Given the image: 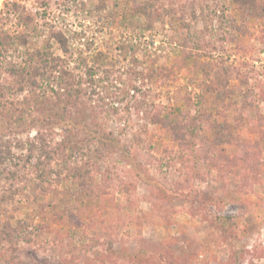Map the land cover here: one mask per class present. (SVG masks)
Here are the masks:
<instances>
[{"label":"rangeland","instance_id":"obj_1","mask_svg":"<svg viewBox=\"0 0 264 264\" xmlns=\"http://www.w3.org/2000/svg\"><path fill=\"white\" fill-rule=\"evenodd\" d=\"M17 1L41 25L40 30L47 31L51 23L67 33L71 61L77 59L81 42L93 44L90 55L94 56L96 49L110 45L112 53L119 41L141 35L138 69H145L155 59L156 68L165 63L169 69L175 65L176 74L168 75L166 84L155 80V84L144 86L148 98L143 105L136 100L140 112H131V122L112 113L108 117L102 114L106 124L100 127L101 133L109 141L106 145L91 143L90 149L81 141H64L69 129L80 140L88 136L85 130L46 125L44 118L49 114L45 111L53 109L56 102L51 93L47 96L51 101H42L43 110L35 99L25 100L27 92L6 96L0 133L10 131L11 139L26 142L41 131L49 135L45 148L52 151L53 158L43 164L13 158L0 175V233L6 215L13 217V226L20 223L22 227L14 242H0V264L14 260L30 264H234L235 253L244 264H264V256L255 255L257 250L264 252V120H260L264 117V101L260 100L264 88V0H259L261 15L257 17L243 14L235 0H188L193 5L185 11V23L195 36L188 48L181 47L187 30L179 22L171 26L173 18L154 23L150 31L139 28L143 22L135 27L134 4L127 0H104L106 9L101 12L96 10L99 0ZM5 2L0 0V11ZM166 6L178 16L185 13L172 1H166ZM212 11L213 19L209 16ZM2 28L11 34L25 30L17 21ZM46 39L42 35L34 41L45 47ZM208 40L219 42V47L202 49ZM51 43L52 52L62 56L57 43ZM24 51L11 50L6 67L25 62ZM186 51L205 55L203 62L227 61L237 66L242 62L249 82L240 85L231 81L223 104L208 94L201 99V87L190 84L193 59L186 62L182 58ZM120 61L103 64V71L120 70L111 77L115 84L121 76L127 79V71L133 67L130 57ZM9 82L4 69L0 83ZM179 91L182 93L177 95ZM107 101L113 102L114 97ZM243 105L248 107V118L245 127L236 132L241 143L236 140L218 146H211L216 134L209 127L199 133L208 138L206 144L192 140L187 133L189 143L182 146L173 140L168 127L152 124L145 113L161 111V118L170 116L183 126L193 117L205 125L209 119L220 124L232 119ZM67 110L73 115L71 107ZM77 112L81 113L76 110L74 114ZM238 144L246 145L252 153L253 171L237 156ZM96 149L103 153L98 161L100 173L95 174L96 188L82 194L68 170L84 161L95 162ZM14 153L27 154L17 147ZM45 189L51 191L45 193ZM4 193L13 198L4 200ZM228 216L236 217L234 228ZM154 254L159 258L151 260Z\"/></svg>","mask_w":264,"mask_h":264},{"label":"trees","instance_id":"obj_2","mask_svg":"<svg viewBox=\"0 0 264 264\" xmlns=\"http://www.w3.org/2000/svg\"><path fill=\"white\" fill-rule=\"evenodd\" d=\"M76 2L78 0H75ZM134 4L132 6V15L136 17L137 23L130 22L131 25L139 27L142 31H150L153 29L154 23L165 22L166 18H173V22L170 24L173 26L175 22H179L183 28L187 30V35L183 38L181 47L188 48L195 37L191 31V27L185 23L186 9L188 6H192L193 3H189L188 0H127ZM166 1H172V4H178L182 9L181 12H185L182 16H178V13L167 9ZM239 5L240 10L245 14L248 12L250 17L260 16L259 0H235ZM106 9L104 0H99L96 10L101 12ZM263 12H264V8ZM26 7L22 6L17 0H9L4 3V8L0 11V77L4 72L8 74L9 83H0V115H4L2 107L6 108L4 99L7 98L8 94L16 95L28 93L26 101L35 99L37 106L43 110L45 107L42 101H51L47 99L48 94L51 93L55 97L56 102L53 103L54 108L48 109L45 113L49 114L44 118L46 125L52 126V124L63 128L62 126L70 125L75 130H85L87 137L80 140L74 130H68L70 134L64 140L68 144L74 141H81L88 145L90 149L91 143L100 141L103 145H106L109 141V137L101 133L102 125H105L106 121L102 118V114L112 113L119 117V120L124 118L131 122L132 111L140 112V105L146 103L148 94L143 92L144 86L148 83L152 85L157 82L166 84L168 75L170 77L175 73V65L169 69L168 65L162 64L159 68H156L157 60L152 59L149 61L145 69L139 70L141 62L138 61L136 55L138 50L142 47V41L139 36L129 35L123 41H119L112 50L110 45H106L103 49H96L95 55L91 56L92 43L81 42L82 47L78 49V57L75 61H71V41L61 28L56 25L48 23L47 31L40 30L42 27L40 24L35 22L32 15L26 13ZM210 13V11H209ZM213 11L211 12V19H213ZM138 16V17H137ZM224 19V17H223ZM17 21L22 25L25 30L16 34L9 33L6 29L2 28L7 22ZM207 23V21H206ZM205 23V24H206ZM42 35H46L45 47H38L34 41L40 38ZM230 36L234 39L232 33ZM242 36V35H241ZM181 37V36H180ZM81 38H84L81 36ZM236 40L237 37L235 38ZM224 40V39H222ZM52 41L56 42L59 46L63 55H56L52 52ZM219 42H213L212 40L206 41L202 45V49L212 48L213 50L219 47ZM22 48L25 49L24 57L25 62L23 63H12L10 67H6V57L11 51H19ZM45 48V49H44ZM107 50V51H106ZM193 51L199 50V48H193ZM224 50V49H223ZM193 51L187 52L182 58L187 62L190 58L193 59L191 68L193 71L190 84L194 87H201V93L198 97L201 99L204 95H212L217 104H223L226 98L229 96L228 88L231 81H237L240 85L247 84L250 79V75L243 69L242 62L237 66L234 63L222 62L214 63L203 62L201 58L205 55L201 53H193ZM225 51V50H224ZM115 53H118L115 55ZM109 54L111 56H109ZM210 56V55H208ZM130 60L133 67L127 71V79L119 77L116 79L117 83H113L111 77L117 76L120 70L116 71H103L104 63H108L109 66L115 63ZM22 64V65H21ZM188 64V63H187ZM246 65V64H245ZM115 66V65H114ZM105 74L102 78L100 75ZM108 81H112L108 85ZM119 83L120 86L117 84ZM260 94V100L264 101V88H262ZM180 95L182 92H176ZM177 95L175 97H177ZM114 97L113 102L107 100ZM52 99V98H50ZM24 100V101H25ZM136 100H139V104H134ZM178 100V99H177ZM191 101V99L188 98ZM23 101V102H24ZM108 102V103H107ZM13 104V102H11ZM123 104V107L116 106L115 104ZM125 103V104H124ZM67 107H71L72 114H68ZM156 106H151L154 110ZM159 107H162L160 105ZM158 108V107H157ZM241 108L235 111V115L232 119L225 121L224 123L211 122V119L205 124L199 123L196 118H192L191 122L186 126L179 124L177 119H173L170 116L160 117L161 111L152 114L151 112L145 111L146 115L150 117V122L154 125H161L168 127L171 130V135L174 141L181 142L183 146L186 143L187 133L192 140L200 139L201 142L206 144V137L201 138L199 133L209 127L210 131H213L216 136L213 139L211 146H218L221 143H231L233 141H239L237 131L245 127V122L248 118V107L243 105ZM76 110H80L81 113H75ZM159 110V109H158ZM155 110V111H158ZM154 112V111H153ZM123 113L124 117L120 116ZM151 115V116H150ZM126 116V117H125ZM264 117H260V120H264ZM106 120V119H105ZM10 131H8L9 133ZM8 133H0V175L2 176L7 171L9 163L15 159L30 162L36 160L38 163L43 164L44 160H52L53 153L48 152L45 147L49 145L48 136L41 131H38L35 137L28 139V141H22L21 139H11ZM11 133V132H10ZM15 142V144L13 143ZM189 141L187 142V144ZM241 143V142H240ZM210 146V147H211ZM18 148L22 152L26 151V155H16L14 148ZM240 153L237 155L239 159H243V162L253 171L255 164L252 161V153L242 144H238ZM96 158L95 162H82L81 165H74L68 171L73 177L74 183L79 187L82 194H89L92 192V187H95V174L100 173V167L98 161L101 160L103 153L101 149L95 150ZM209 158L208 155H205ZM78 164V163H77ZM50 175V173H47ZM51 189H45L46 192H50ZM4 193L2 198L4 200L12 199L13 196H9ZM7 214V213H6ZM4 221V229L0 233V242H14L18 238V231L22 229L21 226L15 227L12 224V218L8 215ZM226 219L231 223V226L235 227V216H228ZM19 222V221H18ZM27 238V237H26ZM30 240V239H29ZM255 254V253H254ZM160 258H163L159 254ZM235 255L239 256L238 253ZM256 258L264 256V252L257 250ZM148 256V255H147ZM235 256L234 264H244L242 260H238ZM157 254L150 255L151 260L156 259ZM158 257V258H159ZM168 258V257H167ZM10 264H30L23 261H12ZM254 264V263H253Z\"/></svg>","mask_w":264,"mask_h":264}]
</instances>
